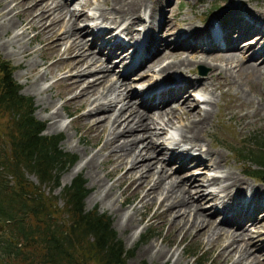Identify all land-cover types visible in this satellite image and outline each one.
Returning a JSON list of instances; mask_svg holds the SVG:
<instances>
[{"label":"bare ground","instance_id":"6f19581e","mask_svg":"<svg viewBox=\"0 0 264 264\" xmlns=\"http://www.w3.org/2000/svg\"><path fill=\"white\" fill-rule=\"evenodd\" d=\"M9 1L4 0L0 6V34H6L7 28L23 21L26 27L11 37L24 38L27 29L35 30L32 36H27L26 44L20 45L26 58L33 53L40 58V61L32 59L29 63L31 75H35L29 88H34L38 79L53 73L54 66L65 70L64 77L55 81L63 87L57 94L62 93L64 97L60 108L66 115L73 116L70 125L79 133L77 142L85 138L88 143V146H81L82 159L75 172L85 169L91 183L96 184L98 194L92 201L99 199L107 202L114 213L119 211L118 222L122 228L136 226L147 214V207L154 204V212L147 215L148 219L157 218L159 227L166 226L168 238L165 234L160 243L154 238L151 245L138 248L137 254H148L152 259H160L162 264L174 256L170 264H187L183 252L177 251V244L184 236L191 235L205 239L211 248L217 247L216 254L222 259H230L231 264H264V221L258 219L264 218V186L246 182L231 167L222 149L212 145L210 140L205 142L210 127L214 126L215 116L237 118L240 127L248 126L249 121L262 116L264 88L258 84L256 88H250L257 83L254 79H264V11L248 6L237 10L239 7L235 8L230 0H191L190 15L182 14L176 18L182 12L172 14L181 24L179 29H174V23L164 10L172 0H100L103 7L97 14L93 12L94 15L84 8L73 12L66 7V0H15L12 4ZM89 1L78 4L84 7ZM212 7L220 12L207 26L204 20L197 25L193 17L203 18L201 14ZM14 9H17L13 14L17 18L13 16V21L9 15ZM84 19L113 23L124 20L118 32L128 39L122 42L109 27L100 26L96 21L91 28L88 24H78ZM136 21L143 24L141 35L139 28L133 25ZM163 23L166 26L162 30L166 32L162 37L157 36ZM201 26L204 28L198 30ZM94 28H97L95 36L102 41L94 35L91 40H86L85 34L87 31L92 33ZM187 32H190L188 35L194 32V40L186 39L182 43ZM175 35L181 37L178 44L173 41ZM32 41H38L41 46H30ZM61 44L63 49L60 51ZM165 44L168 45L163 47ZM180 44L189 49L175 48ZM91 45L96 50L90 49ZM126 46V59L130 58V63L146 59L147 64L126 71L125 63L111 80L110 73L103 68L108 61L107 55L100 58L98 53L104 48L114 56L116 50ZM216 50L219 56H215ZM64 52V57L50 59L52 55ZM163 56L170 61L161 67L158 62ZM249 58L253 60L244 62ZM197 64L209 67L205 78L192 73ZM39 65L43 66L41 73L36 69ZM155 66L159 69L155 70ZM133 70L135 76L142 72L140 77L150 76L149 71L155 73L154 79L141 89L143 92L138 95L140 100L136 104L128 100L136 89H122L119 80ZM93 72L101 74L95 76ZM172 82L176 87L168 88L164 93L179 94L177 100L168 103L162 100L155 104L145 101V95ZM223 96L225 101L219 104L218 100ZM122 97L127 99L115 108ZM52 98V93H48L42 108L51 106ZM198 104L205 107L198 109ZM60 110L53 109L50 113L49 128L58 124ZM96 113L101 114L90 118ZM168 129L173 130L171 139L159 142L161 133ZM164 153L166 157H157ZM175 160L178 161L177 168L171 172L169 163ZM194 169L199 173L181 176ZM113 175L116 176L111 184L106 185L108 177ZM212 184L216 185L214 190H202L203 186ZM245 186H248V192L243 191ZM106 197H111L110 202ZM245 198L248 201L243 203ZM202 201L210 202L211 208L207 206L202 210ZM217 203L220 206L217 207ZM126 204L131 207L130 213L121 211ZM261 209L262 216L257 217L256 213ZM214 212L217 214L212 216ZM178 234L180 239H177ZM260 239L259 243H254Z\"/></svg>","mask_w":264,"mask_h":264},{"label":"trees","instance_id":"16d2710c","mask_svg":"<svg viewBox=\"0 0 264 264\" xmlns=\"http://www.w3.org/2000/svg\"><path fill=\"white\" fill-rule=\"evenodd\" d=\"M13 69L0 56V117L8 125L0 138V221L6 232L0 236V264H127L129 251L115 236L108 215L94 208L84 211L88 190L79 174L62 187L61 210L41 195L40 184L57 185L59 171L75 155L58 147L60 135L41 133L33 99L20 92ZM254 140V149L239 148L238 153L243 151V159L253 165L245 173L264 181V137ZM26 173L39 184H31Z\"/></svg>","mask_w":264,"mask_h":264},{"label":"rangeland","instance_id":"374dc122","mask_svg":"<svg viewBox=\"0 0 264 264\" xmlns=\"http://www.w3.org/2000/svg\"><path fill=\"white\" fill-rule=\"evenodd\" d=\"M63 1H62V3L65 2L66 7H68V9H70V10H73V12H76L77 10H81L82 8H84V10L86 12H88L90 15H94L93 12H95V14H97V12L101 9V7H103L100 0L99 1L90 0L88 5H86L84 7L82 5H81L82 6L81 7L78 3L83 4L85 2V0H66L64 2ZM2 2H0V6L3 4ZM13 2H15V0L9 1L10 4H12ZM179 2H182V4L181 3L178 4ZM212 2L213 1L210 2V5L212 4ZM230 2H231V4H234L235 8H236V6L239 7L237 10H241L245 6H248L249 8L251 7V9H261L264 11V0H230ZM204 3L207 4L209 2L205 1ZM192 4H193V2H191V0H189L188 3H185L184 0H172L171 4L165 6V8H164L165 15L167 17H169L170 20H172L171 21L172 23H174L173 24L174 29H179L180 27H178V25H181V24L176 22L175 17H172V14L175 12L181 11L182 13L180 15H177L176 18L182 17V14H184L185 16L190 15L189 9L191 10ZM197 5H199V3ZM18 8L19 7H17V9ZM17 9H14L13 12L9 15L12 17V20L14 17L17 18L16 16L13 15L15 10H17ZM183 12H185V13H183ZM218 12H220V9H216V7H212L207 12H204L201 14V15H204L203 18L201 16L199 17V15H198V17L200 19H198V17H193V20L198 23L197 25H199V24H201L200 23L201 20L202 21L204 20L205 15L209 13L208 20L205 21L206 23H208L209 20L211 21L213 18H215V15H217ZM237 18H239V17L237 16ZM242 18H243V15H242ZM99 20L100 19H95V20L94 19H89V20L84 19V20L79 21L78 24L80 23V25H82V26H85L88 24L89 28H91L94 25L93 23H95V21H96L97 23H99L100 26H103V27L106 26L107 28L109 27V29L113 28V32L116 33L117 36H121V38L124 37L123 39H125V40L128 39V36H125L123 33H118V29L125 22L124 20L122 22H116V23L109 22L108 20H100V21ZM137 22H139V21H136L135 22L136 24L133 23V25H135V26L139 25V24H137ZM165 26H166V23H163L162 26L160 27V29L161 30L164 29ZM24 27H26V25L24 24V21H23V23L19 22V23H16V26L14 25L10 29L7 28L6 34H4V33L0 34L1 35L0 36V56L4 59L9 60L10 64H12L14 66V69L12 71V76L21 85L20 92L24 95H29L33 99L32 100L33 106H34L33 115L43 123V130L41 131V133L45 134V135H51V134L52 135H54V134L60 135V139L58 141V147L63 151H67V152L73 153L75 155V160L70 165L66 166L64 168V170L59 171V177L57 180V182H58L57 185H54V184L52 185L53 182H44V183L40 184L39 187L41 189L39 191H40L41 195H44L46 198L49 199V204H50L51 208H53V209H56V208L59 209L60 208V210H61L63 207V198L61 195L62 187L64 185L69 184L71 179L74 176L79 174L85 180L84 185L88 190L87 193L85 194V196L83 197V209H84V211H88L89 209L94 208L97 212H103V213L108 215V217L110 219V226L114 230L115 236L118 239H120V241L122 243V247L129 251V255L126 258L127 264H142V262H144L145 264H162L160 259H152V258H150V256H148V254H143L141 256H139L137 254L138 248L143 247L145 245H151L154 238H155V242H157V243H160V239L165 234H166V238H168V232H167L165 225L159 227L158 226L159 221L157 218L148 219L147 215L148 214L151 215L154 212V204H150L147 207V214L145 215V217L143 218V220L141 222H138L136 224V226H133V227L128 226L126 228H122V227H120L119 222H118L119 221V219H118L119 211L117 213H114L112 211V209L109 208V206H108L109 204L107 202H102L99 199H97V200L93 199V201H92L93 196H96V194H98L97 186H96V184L91 183V178H90L89 174L85 171V169H79L76 171L77 173L75 172V169H77V167L79 166L78 164H80V161L82 159V157H81L82 156L81 155V146L82 145L88 146V143L85 142V138H82L80 141L77 142V138L79 136V133L76 132L75 129L70 125V121L72 120L73 116L70 115V113H67V115H66L64 113V111L60 108V105L62 103V99L64 97L61 96L62 93H61V95H59L57 93L61 92L63 87L59 83L56 84L55 81L57 79L58 80L61 79V77H64L65 70H59L54 66L52 68L54 70L53 73L47 74L45 77L38 79L34 88H32V89L29 88L30 82H31V80L34 79V76H35L34 74L31 75L32 69H30L31 66L29 63L32 59L40 61V58L36 53H33L30 55V57L26 58V56H23V52L20 50V45L26 44L27 38L29 36H32V34L35 33V30L27 29V33L25 35L26 38L25 37L21 38V37H16V36L11 37V35L13 33H15V32L19 33L21 30H23ZM137 27L140 29V31L142 30L141 26H137ZM198 30H200V27H198ZM252 30L255 31V29H252ZM164 32H166V31L162 30L160 33L157 34V36H159V35H161V37L164 36ZM189 33L190 32L185 33L186 36H184V37H186L188 39H192V37L194 36V32L191 33L192 35H188ZM93 35H94L93 33L87 31V33L85 34L86 40L87 41L91 40ZM134 36H136V35H134ZM178 37H179V39H177ZM180 38H181L180 36L174 37L173 38V39H175V40H173L174 43L178 44L177 41L180 40ZM97 40H99V38H97ZM132 40H134L133 36H132ZM181 40L183 41L182 43L186 42L185 38H182ZM14 41H15V43H14ZM29 45L30 46L33 45L34 47H40L41 43H39L38 41H32L29 43ZM167 45L168 44H165L163 47H165ZM183 47L189 49V47L184 46V44H180L178 46H175V48H178V49L183 48ZM61 49H63V44H61L59 46L60 51H61ZM90 49L96 50L94 45L93 46L91 45ZM183 52L184 51H182L181 54H184ZM214 52H216L215 56H219L220 53H217L218 52L217 50ZM64 55H65V52L59 53L57 55L55 54L54 56L52 55L50 59H57L58 57H64ZM115 55L116 54H114V56ZM99 56H100V58L104 57L101 54H99ZM236 56L240 57V55H238V54H236ZM107 59H108L107 64L103 68L105 69V71H108L110 73L109 76H110V79L112 80L113 78H116V76L118 75L119 70L121 69L122 65L124 63H126V60L124 63H122V62L117 63L116 66L110 67L112 65V63L116 60L109 61V58H107ZM250 60H253V59H250V58L245 59L244 62H247ZM169 61H170L169 58H165L163 56L159 60L158 65L161 67H164ZM159 66H155L154 67L155 70H158ZM42 67H43L42 65H39L36 68L39 73H41L43 71ZM137 67H138V65L135 66L134 68L136 69ZM101 72H103V71H101ZM101 72H93L92 74H95V76H97V75H100ZM208 72H209V67H206V66L201 65V64H197L194 67V71H192V73L199 74L203 78H205L207 76ZM103 73H105V72H103ZM133 73H134V70L129 72L127 75L124 74L123 75L124 77L119 79L122 81V84H121L122 89L125 87V90H130V89L134 90L133 88L136 89L140 86H144L147 83H150L154 79L153 77L155 76V73H153V71H149L150 76H148V77H145V76L140 77L142 72L138 73V76H135ZM168 73H171V71L168 70ZM246 77L251 78V76H249V75H247ZM254 80H253V82H257V83L252 84L250 89L256 88L255 85H257V84L260 87L264 88V79H254ZM244 89L247 90L248 88L246 86H244ZM50 92L53 95V98H52L53 103L51 106L46 107V109H44V108H42V103L45 99H47L48 93H50ZM55 94H57V95H55ZM133 97H134V95L128 97V100H130L132 102L131 104L138 103V102H135V98H133ZM131 98H133V99H131ZM225 98L226 97L223 96V98L218 100L219 101L218 103L220 104V103L224 102ZM122 99L123 100L117 101V103L115 104V108L118 109L121 105L120 103L123 102L124 100H126L127 98L124 99L122 97ZM173 99H174V97L169 98L167 100V102H173L172 101ZM198 105H199L198 109H202L205 107L204 104H198ZM57 108H59V110L61 109L60 112L62 114L59 117V120H58L59 122L57 121V123H58V124H56L57 127H56V125H54L53 128L51 129V128H49L50 127V121L48 120V117H49L50 113L53 111V109H57ZM213 109L216 110V107L213 106ZM261 113H262V116L259 119H257V120L254 119V121L253 120L249 121L248 126H245V127H240V124L238 122H236L237 118L235 119V118H228L227 116H223L220 119L219 117L215 116V118H213L214 126H211L212 128L210 127L208 134L205 137V142H206V140H210L212 142V145H216L217 147L222 149L226 153L231 167L232 168L234 167V170L237 173H239L246 180V182L252 183L254 185L264 186V181L252 178V177L245 174V172L249 171V169H251L253 167V165H251L249 161L243 159V154H244L243 151H239V153H238L239 148L249 149V150L254 149V145H253V143L255 141L254 139L264 137V105H263V108L261 110ZM100 114L101 113H96L95 115H92V117H90V118L93 119ZM163 118H164V116H163ZM7 126H8L7 120L4 117H0V138L2 140L4 139V131L7 129ZM55 127H56V129H55ZM171 130L172 129H168L166 131V133H161V137L158 138L159 142H163L164 139H171V137L173 135ZM220 139H222V140H220ZM174 141L176 142L175 138H174ZM226 141H227V144H226ZM92 150L95 151L96 148L92 147ZM161 155L162 154H160V156H159V154H158L157 157H166L165 153H164V155H162V156ZM177 162L178 161H176V160H175V162L174 161L170 162L169 163L170 166L168 167V170L171 172L173 170H175L177 168V164H178ZM157 165H159V164H157ZM109 168H110V165L107 166V169H109ZM180 172H181V170L179 171V173ZM197 173H199V172H197V169H194L187 174H186V172L182 173L181 176L185 177V176H189L191 174H197ZM217 173H219V172H217ZM25 176L31 182V184H35V185L39 184L37 178L32 173H26ZM115 176L116 175H113L112 177H108V179L106 180V185H110L112 182V179ZM215 188H216L215 184H212L209 186L205 185L202 187V190L203 191H209V190H214ZM243 191L248 192L249 191L248 186H245L243 188ZM115 193L117 194V190ZM116 194H114L113 196H115ZM106 198H107L106 200L108 202H110L111 197L110 198L106 197ZM121 198H122V196L119 197V200ZM135 203H136V201H135ZM127 204H126V208L121 209V211L123 213H130L131 212V207L130 206L127 207ZM210 205H211L210 202L208 204H206V203H204V201H202V207L201 208L203 210V209L207 208V206H208V208L210 209L211 208V207H209ZM115 206H116V203H115V205L113 204V207H115ZM218 206H220L219 203H217V207ZM219 208H221V207H219ZM261 211H262V209L257 211V213H256L257 217L262 216V214L259 213ZM216 214H217V212H214L212 214V216H214ZM61 216L65 217V214L61 213ZM219 216H220V214H218V217ZM213 218H215V221L219 220L216 217H212V219ZM62 219H64V221L66 222V218H62ZM258 219L261 222L264 221V218H262V217H260ZM246 225H248V222H246ZM4 228H5V226L3 225V222L0 221V233H1L0 236L1 237L6 236V232H4ZM180 238H181V235L178 234L177 239H180ZM261 240L262 239L257 240L254 243H259ZM178 244H177V251L183 252L185 260L188 261L187 264H231L230 259L220 258L216 254L217 253V251H216L217 247H213V248L209 247V243H207L205 241V239H198L196 237L193 238V237H191V235H186L181 239V241ZM173 258H174V256L170 257V259L165 264H170L172 262ZM221 259H222V261H221ZM263 259H264V257H263Z\"/></svg>","mask_w":264,"mask_h":264}]
</instances>
